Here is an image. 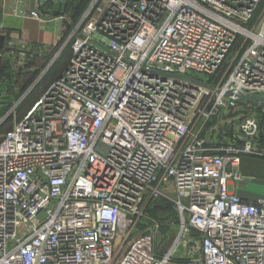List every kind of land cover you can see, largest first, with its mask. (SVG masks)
<instances>
[{
    "label": "built area",
    "instance_id": "built-area-1",
    "mask_svg": "<svg viewBox=\"0 0 264 264\" xmlns=\"http://www.w3.org/2000/svg\"><path fill=\"white\" fill-rule=\"evenodd\" d=\"M110 13L83 21L66 69L0 142V264H114L141 226L118 264H171L147 213L168 191L178 236L194 235L189 264H264V196L229 190L243 156L263 157L262 121L243 116L240 147L198 127L227 101L264 98V0H131Z\"/></svg>",
    "mask_w": 264,
    "mask_h": 264
},
{
    "label": "rangeland",
    "instance_id": "rangeland-1",
    "mask_svg": "<svg viewBox=\"0 0 264 264\" xmlns=\"http://www.w3.org/2000/svg\"><path fill=\"white\" fill-rule=\"evenodd\" d=\"M90 1L67 0L68 4H62L61 9L56 11L54 17L65 14L64 6H67V9L71 8V12L68 14L71 21L70 24L66 23L67 27L65 28L68 33L64 34L61 38L47 43L30 45L28 53H19V51L9 53L5 47L2 48L0 52V61L3 63V65H0V142L13 125L21 121L32 110L38 100L66 69L72 58V43L83 27V21L88 20L94 24H98L104 14L111 15L110 11H118L120 8L125 7L126 3H130L131 0H114L111 3L104 1L101 4V11L99 13L88 12ZM55 23L56 21L51 20L44 24L41 29L43 27H53ZM20 57H23L24 72H18L15 69V65ZM226 105L228 106L220 109L218 114L205 124H203L204 118H201L198 127L204 125L203 129L205 130L202 136L216 147L225 145L240 147L247 138L241 131V120L244 115L250 114V111H255L262 121L259 129V132L260 130L261 132L255 143L259 142L261 144L260 136L264 129V113H262L264 103L259 105V103L239 99L234 103V106L229 105L228 101ZM255 139L256 137L253 138V142ZM262 145L258 147L259 152L263 151L262 148L264 149ZM258 158L260 157L253 155L242 157V159L250 160L251 165L252 163L254 165V161L256 160L260 161V165H264V153L263 157ZM254 170L256 173H260L259 170ZM174 200V194L168 191L165 198L161 197L150 205L147 213L150 219H154L160 224V230L156 236L157 243L161 242L163 244H159L161 251L168 249L173 253V262L171 264H189V261H198L200 257L198 253L189 254L194 244L192 240L188 241V238H192L193 234H190L191 237H187V240L185 238L180 239L178 236L179 219ZM144 234L142 226L138 230H135L124 244L122 253L115 258L114 264L120 262L130 243L139 237H143ZM174 240H177V242H174Z\"/></svg>",
    "mask_w": 264,
    "mask_h": 264
},
{
    "label": "crops",
    "instance_id": "crops-1",
    "mask_svg": "<svg viewBox=\"0 0 264 264\" xmlns=\"http://www.w3.org/2000/svg\"><path fill=\"white\" fill-rule=\"evenodd\" d=\"M43 1L0 0V36L4 37L3 47L7 49V52L28 53L30 45L55 41L68 33L65 28L67 27L66 23L70 24L71 21L68 15L71 8L67 9L68 7L64 6L65 14L54 17L56 11L61 9L62 4H68L67 0H47L44 3ZM32 12H37L42 21L32 19L30 17ZM51 20L56 21L53 27L41 29ZM1 51L2 48H0ZM0 62V65H3L2 61ZM261 137L264 139V130ZM247 159H241L240 163L244 179L238 184L229 183V190L241 197L244 202L250 203L264 196V165H260V161L257 160L254 161V165L253 163L251 165V161ZM254 169L259 170L260 173H256Z\"/></svg>",
    "mask_w": 264,
    "mask_h": 264
},
{
    "label": "water",
    "instance_id": "water-1",
    "mask_svg": "<svg viewBox=\"0 0 264 264\" xmlns=\"http://www.w3.org/2000/svg\"><path fill=\"white\" fill-rule=\"evenodd\" d=\"M46 1V0H44ZM43 1V3H44ZM3 42H4V37L0 36V48H3ZM164 78L166 77V75H162ZM174 78H180L178 76L174 77ZM240 100L243 101H248V102H254V103H264V98H255V97H244V96H240L239 97Z\"/></svg>",
    "mask_w": 264,
    "mask_h": 264
},
{
    "label": "trees",
    "instance_id": "trees-1",
    "mask_svg": "<svg viewBox=\"0 0 264 264\" xmlns=\"http://www.w3.org/2000/svg\"><path fill=\"white\" fill-rule=\"evenodd\" d=\"M264 130V129H263ZM260 138H261V141L263 142V138L260 136ZM262 144V143H261Z\"/></svg>",
    "mask_w": 264,
    "mask_h": 264
}]
</instances>
